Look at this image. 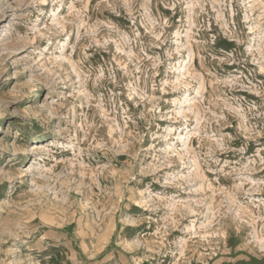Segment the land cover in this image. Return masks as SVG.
Returning <instances> with one entry per match:
<instances>
[{
	"label": "rangeland",
	"instance_id": "obj_1",
	"mask_svg": "<svg viewBox=\"0 0 264 264\" xmlns=\"http://www.w3.org/2000/svg\"><path fill=\"white\" fill-rule=\"evenodd\" d=\"M0 264H264V0H0Z\"/></svg>",
	"mask_w": 264,
	"mask_h": 264
},
{
	"label": "bare ground",
	"instance_id": "obj_2",
	"mask_svg": "<svg viewBox=\"0 0 264 264\" xmlns=\"http://www.w3.org/2000/svg\"><path fill=\"white\" fill-rule=\"evenodd\" d=\"M188 40V39H187ZM185 74L186 75H188L189 74V69H186V71H185ZM183 76H185V75H183ZM182 77V76H181ZM187 101V100H186ZM189 102H191V104H194V102H195V99L194 98H191L190 100H189ZM179 114H180V111L178 112ZM183 114V113H182ZM181 114V115H182ZM195 135V130H194V132H186V134L184 135V136H180L179 137V139L180 140H182V142H183V147H184V149H188L189 148V144H190V142H191V140L195 137L194 136ZM17 138H18V136H17ZM172 145V144H171ZM172 148V147H171ZM172 149H174L173 150V152L175 153V150H176V146H175V144L173 143V148ZM34 150H42V148L39 146V145H37V144H35L34 145ZM168 150H169V148H168ZM38 152V151H37ZM176 155H180V154H178V153H175Z\"/></svg>",
	"mask_w": 264,
	"mask_h": 264
}]
</instances>
